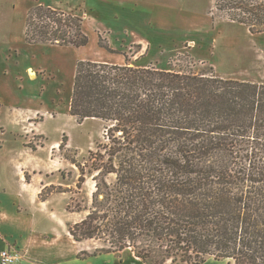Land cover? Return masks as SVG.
Returning <instances> with one entry per match:
<instances>
[{
  "label": "trees",
  "instance_id": "16d2710c",
  "mask_svg": "<svg viewBox=\"0 0 264 264\" xmlns=\"http://www.w3.org/2000/svg\"><path fill=\"white\" fill-rule=\"evenodd\" d=\"M215 9L264 33V0H215ZM25 40L89 43L80 17L42 5L28 13ZM99 45L113 52L101 37ZM70 114L111 124L108 143L90 152L91 205L68 208L86 212L69 227L76 242L108 247L79 258L129 249L143 264H264V84L212 69L81 61ZM71 161L81 188L85 169Z\"/></svg>",
  "mask_w": 264,
  "mask_h": 264
},
{
  "label": "rangeland",
  "instance_id": "374dc122",
  "mask_svg": "<svg viewBox=\"0 0 264 264\" xmlns=\"http://www.w3.org/2000/svg\"><path fill=\"white\" fill-rule=\"evenodd\" d=\"M39 5L80 17L88 45L29 44L26 18ZM100 37L113 52L100 47ZM81 61L174 71L212 69L223 79L264 84V33H252L247 25L219 14L215 0H0V170L23 149L36 154L44 170L50 161L57 186L42 196L54 192L55 203L65 205L75 223L86 212L68 208L91 205L96 182L88 172L90 152L108 143L111 127L94 118L78 122L70 114ZM73 159L86 172L81 188ZM113 179L108 177L109 182ZM87 241L91 252L108 247L102 240ZM136 259L122 264H143ZM205 264L229 262L207 257Z\"/></svg>",
  "mask_w": 264,
  "mask_h": 264
},
{
  "label": "crops",
  "instance_id": "0c3cea01",
  "mask_svg": "<svg viewBox=\"0 0 264 264\" xmlns=\"http://www.w3.org/2000/svg\"><path fill=\"white\" fill-rule=\"evenodd\" d=\"M34 129L37 128L33 125ZM58 144V143H57ZM44 164L29 151L13 156L0 170V264L4 250L18 251L17 264H122L136 262L131 254H100L79 258L91 252L88 242H76L69 232L75 224L65 205L55 203V193L43 198L47 189L57 186L50 161Z\"/></svg>",
  "mask_w": 264,
  "mask_h": 264
},
{
  "label": "built area",
  "instance_id": "2783aa9c",
  "mask_svg": "<svg viewBox=\"0 0 264 264\" xmlns=\"http://www.w3.org/2000/svg\"><path fill=\"white\" fill-rule=\"evenodd\" d=\"M21 261V257L16 250H4L1 253V263L2 264H17Z\"/></svg>",
  "mask_w": 264,
  "mask_h": 264
},
{
  "label": "bare ground",
  "instance_id": "6f19581e",
  "mask_svg": "<svg viewBox=\"0 0 264 264\" xmlns=\"http://www.w3.org/2000/svg\"><path fill=\"white\" fill-rule=\"evenodd\" d=\"M32 71V70H31ZM56 145V147L58 146V144H55Z\"/></svg>",
  "mask_w": 264,
  "mask_h": 264
}]
</instances>
